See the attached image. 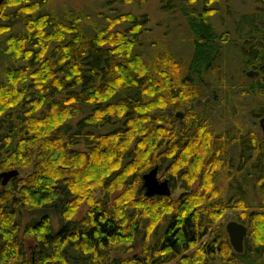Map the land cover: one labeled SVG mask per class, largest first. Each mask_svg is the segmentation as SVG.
<instances>
[{
  "label": "trees",
  "instance_id": "16d2710c",
  "mask_svg": "<svg viewBox=\"0 0 264 264\" xmlns=\"http://www.w3.org/2000/svg\"><path fill=\"white\" fill-rule=\"evenodd\" d=\"M52 1L0 5V173L19 171L0 180V264H264V137L218 132L199 111L223 100L225 50L209 22L219 0H180L187 62L170 48L140 52L148 14L85 28L79 11H43ZM262 19L254 11V30L235 43L261 74L259 92ZM156 166L177 196L145 195ZM230 210L247 227L242 253L219 222Z\"/></svg>",
  "mask_w": 264,
  "mask_h": 264
},
{
  "label": "rangeland",
  "instance_id": "374dc122",
  "mask_svg": "<svg viewBox=\"0 0 264 264\" xmlns=\"http://www.w3.org/2000/svg\"><path fill=\"white\" fill-rule=\"evenodd\" d=\"M179 7L181 8L180 0H148L144 2L143 0L128 2L120 0H53L44 6L43 11L64 13L65 8L79 11L87 17L85 19L90 20L83 21V26L87 28L88 25L92 27L89 23L91 20L95 21L96 24H102L105 22L106 17L115 15L127 13L135 15L148 14L150 18L148 27L150 30L142 36L144 46L140 52L146 58H149L155 53L156 47L170 48L180 60L187 62L193 50V36L184 22ZM213 7L216 9V14L209 18V22L220 32V35L218 34L220 37H216L214 42L220 44L225 50L222 60L223 65H221L223 85L219 90V97L223 100L216 106L212 103L207 108H200L199 111L205 109L204 113L205 111L206 113L212 112L211 115L218 132L229 126H236L244 127L245 130H254L264 137V131L260 124L261 119L264 118L262 109L264 107V91H258L261 74H259V71L256 74L257 70L252 69V65L246 67L245 60L235 47V43L242 42L247 32L254 30L257 23L251 22L250 18L254 16V11L264 12L261 11L263 6L257 3V0H219L213 4ZM262 22H264V19H262ZM122 27H126V24ZM227 34L228 38L226 40L224 35ZM221 39L225 40L220 42ZM252 70H254V76L251 75ZM248 73H250V76L247 75ZM0 81H2L1 78ZM252 83L255 84L254 86L257 85L256 89L253 90L254 94L243 95L241 87L245 86L248 89ZM208 84L211 85V81H208ZM236 84L240 87H236ZM211 92V88H209L206 102L203 103H207L212 98ZM201 103L202 101L199 100L198 104ZM180 113L182 116L176 114V117L183 119L184 113ZM257 114L260 115L255 117ZM158 176L161 177V173ZM180 192L181 190L178 189L172 192L171 196L175 197ZM86 209V205L83 203L77 215L78 219L85 215ZM234 214L235 211L230 210L219 219V222L224 224L225 229L227 223L234 220ZM196 249H198V246H194L192 251Z\"/></svg>",
  "mask_w": 264,
  "mask_h": 264
},
{
  "label": "water",
  "instance_id": "95a60500",
  "mask_svg": "<svg viewBox=\"0 0 264 264\" xmlns=\"http://www.w3.org/2000/svg\"><path fill=\"white\" fill-rule=\"evenodd\" d=\"M5 0H0V5H2ZM250 76V73L248 74ZM177 116H182L181 113H177ZM261 127L264 131V118L261 119ZM19 174L18 170H9L0 173V180L3 186H7L12 179L17 177ZM159 168L154 167L150 171L143 175V188L145 189V195L147 197L151 196H171L172 189L170 187L169 179L161 180L159 178ZM226 231L230 239L231 246L237 253H242L244 251V240L247 235V227L235 220L227 223Z\"/></svg>",
  "mask_w": 264,
  "mask_h": 264
},
{
  "label": "flooded vegetation",
  "instance_id": "af4514ba",
  "mask_svg": "<svg viewBox=\"0 0 264 264\" xmlns=\"http://www.w3.org/2000/svg\"><path fill=\"white\" fill-rule=\"evenodd\" d=\"M252 69H254V68H252ZM251 72H253L251 75H253L254 76V70H252ZM256 74H258V71L257 72H255ZM249 74V73H248ZM247 74V75H248ZM200 245V244H199ZM199 245H197L198 247H199Z\"/></svg>",
  "mask_w": 264,
  "mask_h": 264
}]
</instances>
